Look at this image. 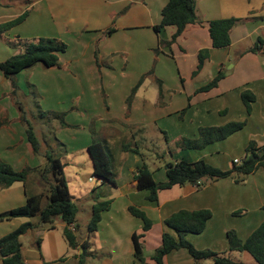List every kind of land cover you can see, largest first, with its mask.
I'll return each mask as SVG.
<instances>
[{
  "label": "crops",
  "instance_id": "0c3cea01",
  "mask_svg": "<svg viewBox=\"0 0 264 264\" xmlns=\"http://www.w3.org/2000/svg\"><path fill=\"white\" fill-rule=\"evenodd\" d=\"M6 1L9 3L3 5H15L17 2L25 8L11 13L5 21L28 11L25 20L15 27L27 23L31 19V11L38 4L36 9L41 13L50 14L55 27V32L43 34L55 35L59 40L60 34L64 32L88 35L91 43L86 41L87 49H90V44L94 47L95 39L99 40L97 51H93V62L96 65L99 60H105L110 67H102L103 73H114L117 70V59H122L124 64L125 61L129 63L130 74L121 72L127 74L130 80L123 81L117 90L114 89L115 84L110 88L111 94L116 93L120 98H124V105L113 109L112 105L108 104L106 114H98L97 121L101 129L99 139L103 145L105 141L115 148L112 155L113 164L111 163L115 184L103 182L110 187L103 192L108 191L107 199H110L111 203L109 209L101 213L98 229L89 236L90 248L85 264L90 263V259H95V248L103 251L101 259L96 260L98 262L95 264H134L131 236L133 233L142 232L143 223L129 213V206L143 210L152 222L151 227L140 239L147 264H156L151 256L161 245L162 233L166 230L164 220L183 209H209L212 212L202 233L187 236L194 247L226 253L244 264H254L249 258L243 260L244 252H228L227 231L234 230L238 237L244 240L264 220L263 167L249 174L242 183H236L231 177H226L209 182L201 189L189 183L174 185L159 190L157 202L147 199V191L138 190L133 173L145 163L154 180H166L165 167L155 165L152 160H160V155L150 148L160 136L168 150L174 147L168 162H194L203 159L222 170L232 168L234 159L241 161L249 141H255L258 146L264 144V55L249 51L257 39L264 41V0H195L196 14L203 22L188 24L170 48L160 47L159 40L169 39L175 27L167 26L160 33L153 30V26L161 20V9L168 0ZM229 17L240 18L230 30L231 43L224 48H214L208 22ZM109 28L113 31L106 33ZM17 38L20 39L18 34ZM158 47L160 54L156 55L153 49ZM201 49H209V57L194 75L198 52ZM118 53L123 56L114 57ZM12 54L0 48V61ZM61 54L58 55L59 60ZM163 59L173 61L177 68L175 75L168 69L159 68ZM229 63L232 64L226 69ZM67 66L69 67V64ZM150 70L152 72L148 73ZM220 70L224 71L225 75L215 87L197 92L199 87L209 82ZM69 73L76 76L71 69ZM139 80L141 82L137 85ZM136 85L131 104L127 107L126 98ZM243 90H250L255 96L250 114L246 113L241 100ZM7 92H12L10 80L0 71V96ZM23 111L25 112L24 109ZM21 115L22 111L18 106L4 105L0 101V160L9 163L15 170L33 168L25 182H15L10 187L0 189V213L22 206L26 201V192L43 194L42 203H46L48 188L46 192L41 190L44 181L38 170L41 168L40 163H32L36 162V155L41 154L32 152ZM26 119L29 121L27 116ZM91 119L89 115L83 122H79L78 117L74 115L71 122L64 119L66 125L60 127L63 130L72 128L76 136L80 129L77 127L82 125L85 129ZM230 121H245V125L226 139L211 143L203 149H181L175 145L181 138H195L200 127L220 126ZM120 138L131 140L129 143H122ZM64 141L68 145V141ZM91 141L85 140L66 149V153L73 158L71 169L81 192L86 191L85 182L81 177L86 172L93 173V162L88 153ZM129 144L130 147L124 149V146ZM228 145L233 150H228ZM135 149L138 152L134 151ZM229 153L234 157L223 159L225 155L229 156ZM161 160L167 162L163 156ZM27 182L32 188L31 193L27 189ZM95 202L94 197L93 203ZM23 218L0 221V236L16 229L25 221H31L35 225L20 236L24 264H69L70 261L72 264H78V254L82 250L79 246L75 249L69 248L63 233L66 224L61 217L55 218L51 224L44 225L38 223L37 218ZM74 232L78 236L77 228ZM87 238L86 230L84 239H78L79 243ZM38 243L40 250L37 248ZM163 264H193V260L187 250L181 248L165 255ZM200 264L210 263L202 261Z\"/></svg>",
  "mask_w": 264,
  "mask_h": 264
},
{
  "label": "trees",
  "instance_id": "16d2710c",
  "mask_svg": "<svg viewBox=\"0 0 264 264\" xmlns=\"http://www.w3.org/2000/svg\"><path fill=\"white\" fill-rule=\"evenodd\" d=\"M28 15L24 11L17 17L0 23V34L12 29L22 23ZM240 20V18L229 17L213 19L208 22L209 35L214 48H224L230 45V30ZM203 21L198 17L195 11V0H168L161 9V20L153 26L155 33H160L167 26H174L175 31L167 40L160 39L159 46L170 48L171 44L183 32L188 24ZM109 28L106 33H111ZM14 47L21 48L19 53L11 55L3 61H0V71L10 80L12 94H18L19 86L15 75L20 71L32 67L36 63H42L45 67H59L60 53L66 50V44L58 38L37 37L33 41L17 38L11 42ZM157 55L160 50L153 49ZM249 51L260 52L264 55V41H257L249 48ZM209 57V49H201L198 52V64L195 75L203 66L205 59ZM150 70L148 73H151ZM224 71L218 73L205 85L199 87L197 92L207 91L215 87L219 80L224 77ZM139 82L137 85H139ZM137 85L133 87L126 98L127 107L130 106ZM161 87L159 96L161 98ZM241 100L245 106L246 113L250 114L251 104L255 100L254 94L250 90L241 92ZM22 111V121L26 125V137L34 154L40 152V141L27 121L23 107L18 105ZM65 112L58 114L62 126L66 125L64 121ZM245 121H230L220 126L200 127L198 135L195 138H181L175 143L176 147L181 149H203L207 145L226 139L233 133L241 130ZM92 135L96 132L91 128ZM125 145V144H124ZM128 149L130 144L124 146ZM134 151L138 152L137 149ZM88 153L93 162L92 175L98 177L103 182L115 184L114 172L111 166L109 155L100 139L95 136L88 146ZM46 164L41 167L39 174L44 183L47 184L48 191L45 195L46 203L43 204V194H28L26 192V201L22 206L12 208L0 213V221L13 218H37L41 225L51 224L57 217H61L66 226L63 230L64 237L69 248L75 249L78 246L82 250L78 254V264H85L90 248L89 236L98 229V223L101 219V213L108 210L111 200H97L91 207V217L87 224L88 238L79 243L78 236L74 232L77 228L78 205L71 195L66 178L64 176V164L58 156L51 152L45 153ZM264 168V144L258 146L255 141H249L245 149V155L239 163L232 162V168L222 170L215 167L203 159L188 162L186 160H177L165 164L166 180L156 181L152 172L145 163H142L133 173L137 182L138 190L147 191V199L151 202H157L159 190L168 189L174 185H184L186 183L194 185L201 189L209 182L231 177L236 183H242L246 177L256 171L258 168ZM33 168L24 167L21 170H15L9 163L0 160V189L10 187L15 182H25L29 172ZM206 177L204 180L203 178ZM264 209V206H263ZM129 213L142 221V232L133 233L131 241L133 245L134 264H147L145 261L143 246L140 239L144 233L151 227L152 222L146 216L145 212L136 206L128 207ZM212 212L209 209L197 210H179L172 213L164 220L166 230L162 233L161 245L155 250L151 259L156 264H163L165 255L173 250L184 248L187 250L193 260V264H200L205 260H210V264H244L241 261L234 260L226 253H218L211 249H197L187 239L189 234H200L204 231ZM73 226V230L70 228ZM31 221L21 223L16 229L0 236V258L2 264H24L21 253L20 236L28 230L34 228ZM228 252H246L257 264H264V220L244 239H240L234 230L227 231ZM39 249V243L37 246Z\"/></svg>",
  "mask_w": 264,
  "mask_h": 264
},
{
  "label": "rangeland",
  "instance_id": "374dc122",
  "mask_svg": "<svg viewBox=\"0 0 264 264\" xmlns=\"http://www.w3.org/2000/svg\"><path fill=\"white\" fill-rule=\"evenodd\" d=\"M6 2L9 3L6 0H0V21H5L11 13L18 12L21 9L24 10L25 8H23L22 5H18L17 2H15V5H3ZM33 2H35V0ZM37 6L39 5L37 4ZM37 6L31 11V19L27 21V23L21 27H15L0 34L1 49L7 50L11 54L19 53L21 48L19 49L11 44V42L16 40L17 34L20 36V39L28 41H33V39L37 37L57 38V36L52 34H43L55 32V27L51 22L50 14L44 12L41 13L36 9ZM60 37V40L66 44V50L60 55V66L45 67L39 62L30 68L24 69L15 75L21 91H19L17 95H11V93L9 94L7 92L4 96H0V101L4 105H12L16 107L21 105L25 110V115L29 119L32 128L35 133H37L36 135L41 144V155H36V162L32 163H40L39 166L44 167L46 162L44 153L51 151L61 159L62 163H65L64 176L69 191L79 207L77 214L78 239L83 240L87 230V224L91 217V204L93 203V198L95 197L96 201L107 199L109 193L108 191L105 193L103 190H108L110 187L101 183V180L98 177L91 175V172H89V174L86 172L81 177V180L85 182L86 191L81 192L78 182L74 179L75 174H73L71 169L73 158L69 153H66V149L79 145L85 140L90 141L94 136L99 139L101 129H99L100 124L97 121L99 119L98 114L102 113L105 115L108 104H111L113 109L120 108L124 105V98H120V95L116 93L111 94L112 90H110V88L115 84L116 87L114 89L117 90L123 81L129 79L127 74L130 70H128V61H125L124 64L122 59H117V70L111 75L107 72L103 73L102 67L103 69L105 67H110L107 66L105 60L102 62H99V60L96 65L93 62V51H97L99 40L95 39L94 41L96 42L94 43V47L90 44V49H87L85 47L86 41L89 40L90 42V37L88 35L81 36L80 34L64 32L60 34ZM159 54L160 52L158 55ZM115 56L122 57L123 54L118 53L115 54L114 57ZM80 60H82L81 63L79 62ZM67 64H69V67ZM231 64L232 63H229L226 66V69L229 68ZM159 68H161V70L168 69L169 72H173V75L177 73V68L171 59H163L160 61ZM70 69L76 74V76L69 73ZM121 71H126L127 74H123ZM105 87L107 89H105ZM61 112H65L64 119L69 122L72 121L74 115L78 117L79 122H83V120L89 115L92 119L85 129H83L82 125L78 124L79 126L77 128L80 129L78 130L77 135L74 136L75 133L72 128L67 130L61 129V123L57 117ZM91 128L96 132L93 135ZM64 140L68 141V145ZM130 140V138H120L122 143H129ZM104 146L109 155L110 161L113 164L112 155L115 148L113 145H110L105 141ZM150 148L153 152L160 155V160L156 158L152 159L155 162V165L165 167V164L171 160V153H173L172 151L174 147H171L170 150H168L160 136L158 140L153 142ZM228 148V150H233L230 145H228ZM162 156L167 162L161 160ZM233 157L232 153H229V156L227 154V157L225 155L223 159H232ZM27 184L28 182L26 183V186L31 193L32 188ZM41 190L46 192L47 185L43 183ZM23 220H27V218H23ZM102 254V250L95 248L93 251L95 259L92 261L90 259V263L88 264H95L96 260L101 259ZM242 254L244 255L243 260L249 258L254 264H257L248 253L244 252ZM205 261L210 263L208 260ZM69 264H72L71 261Z\"/></svg>",
  "mask_w": 264,
  "mask_h": 264
},
{
  "label": "built area",
  "instance_id": "2783aa9c",
  "mask_svg": "<svg viewBox=\"0 0 264 264\" xmlns=\"http://www.w3.org/2000/svg\"><path fill=\"white\" fill-rule=\"evenodd\" d=\"M240 161L238 159H234V163H239ZM70 228L73 230V226H70Z\"/></svg>",
  "mask_w": 264,
  "mask_h": 264
},
{
  "label": "water",
  "instance_id": "95a60500",
  "mask_svg": "<svg viewBox=\"0 0 264 264\" xmlns=\"http://www.w3.org/2000/svg\"><path fill=\"white\" fill-rule=\"evenodd\" d=\"M204 180L206 179V177L203 178Z\"/></svg>",
  "mask_w": 264,
  "mask_h": 264
}]
</instances>
